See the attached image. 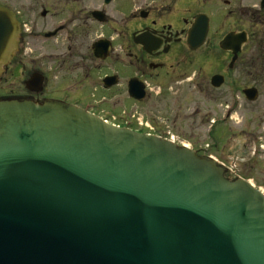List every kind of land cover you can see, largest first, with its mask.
Masks as SVG:
<instances>
[{"label": "water", "instance_id": "95a60500", "mask_svg": "<svg viewBox=\"0 0 264 264\" xmlns=\"http://www.w3.org/2000/svg\"><path fill=\"white\" fill-rule=\"evenodd\" d=\"M20 36L0 5V78ZM0 264H264V195L80 108L0 99Z\"/></svg>", "mask_w": 264, "mask_h": 264}, {"label": "flooded vegetation", "instance_id": "af4514ba", "mask_svg": "<svg viewBox=\"0 0 264 264\" xmlns=\"http://www.w3.org/2000/svg\"><path fill=\"white\" fill-rule=\"evenodd\" d=\"M9 9L21 36L0 99L60 102L187 142L264 195V0H25ZM194 28L205 38L190 40Z\"/></svg>", "mask_w": 264, "mask_h": 264}, {"label": "rangeland", "instance_id": "374dc122", "mask_svg": "<svg viewBox=\"0 0 264 264\" xmlns=\"http://www.w3.org/2000/svg\"><path fill=\"white\" fill-rule=\"evenodd\" d=\"M25 0H0V5L10 7V8H15V7H21L24 4ZM6 90V80L2 85H0V90ZM185 145H189L187 142H183ZM192 145V144H190Z\"/></svg>", "mask_w": 264, "mask_h": 264}, {"label": "bare ground", "instance_id": "6f19581e", "mask_svg": "<svg viewBox=\"0 0 264 264\" xmlns=\"http://www.w3.org/2000/svg\"><path fill=\"white\" fill-rule=\"evenodd\" d=\"M4 69H6V68H4ZM4 73H5V71H4ZM4 73H3V74H4ZM2 76H3V75H2ZM2 76H1V77H2Z\"/></svg>", "mask_w": 264, "mask_h": 264}]
</instances>
